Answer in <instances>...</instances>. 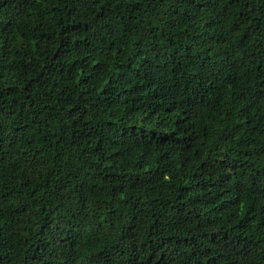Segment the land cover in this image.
Wrapping results in <instances>:
<instances>
[{"label": "trees", "instance_id": "1", "mask_svg": "<svg viewBox=\"0 0 264 264\" xmlns=\"http://www.w3.org/2000/svg\"><path fill=\"white\" fill-rule=\"evenodd\" d=\"M0 264H264V0H0Z\"/></svg>", "mask_w": 264, "mask_h": 264}]
</instances>
